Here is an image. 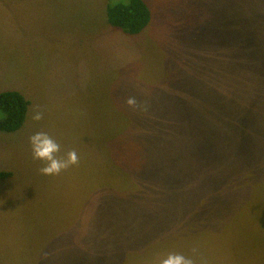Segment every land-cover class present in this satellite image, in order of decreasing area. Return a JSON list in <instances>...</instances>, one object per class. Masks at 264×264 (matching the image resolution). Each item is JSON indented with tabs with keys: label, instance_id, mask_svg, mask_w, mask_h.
Returning <instances> with one entry per match:
<instances>
[{
	"label": "rangeland",
	"instance_id": "rangeland-1",
	"mask_svg": "<svg viewBox=\"0 0 264 264\" xmlns=\"http://www.w3.org/2000/svg\"><path fill=\"white\" fill-rule=\"evenodd\" d=\"M118 1L0 0V264H264V0Z\"/></svg>",
	"mask_w": 264,
	"mask_h": 264
},
{
	"label": "trees",
	"instance_id": "trees-1",
	"mask_svg": "<svg viewBox=\"0 0 264 264\" xmlns=\"http://www.w3.org/2000/svg\"><path fill=\"white\" fill-rule=\"evenodd\" d=\"M106 14L112 27L121 30L128 35L142 32L151 22V8L145 0H124L107 4ZM254 49L249 52L252 54ZM262 54L263 50H258ZM257 52V53H258ZM30 101L18 89H7L0 91V131L15 132L25 123ZM181 151L175 155L180 157ZM9 175L0 172V178Z\"/></svg>",
	"mask_w": 264,
	"mask_h": 264
},
{
	"label": "crops",
	"instance_id": "crops-1",
	"mask_svg": "<svg viewBox=\"0 0 264 264\" xmlns=\"http://www.w3.org/2000/svg\"><path fill=\"white\" fill-rule=\"evenodd\" d=\"M30 106V105H29Z\"/></svg>",
	"mask_w": 264,
	"mask_h": 264
}]
</instances>
